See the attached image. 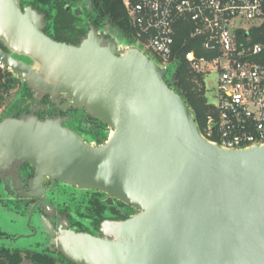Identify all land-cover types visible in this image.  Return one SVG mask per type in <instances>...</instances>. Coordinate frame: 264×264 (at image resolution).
I'll list each match as a JSON object with an SVG mask.
<instances>
[{"label": "water", "instance_id": "95a60500", "mask_svg": "<svg viewBox=\"0 0 264 264\" xmlns=\"http://www.w3.org/2000/svg\"><path fill=\"white\" fill-rule=\"evenodd\" d=\"M44 29L37 9L0 0L7 48L0 46V64L59 108L83 110L112 132L94 146L61 118L0 121V189L15 164L35 169L26 194L33 198V235L49 180L102 192L107 204L116 199L138 211L105 220L98 236L61 231L57 251L73 264H264V145L228 150L204 139L191 107L167 84L169 70L140 48L106 39L93 26L79 45ZM12 186L8 176L4 189L14 196ZM23 237L30 236L8 239Z\"/></svg>", "mask_w": 264, "mask_h": 264}, {"label": "built area", "instance_id": "2783aa9c", "mask_svg": "<svg viewBox=\"0 0 264 264\" xmlns=\"http://www.w3.org/2000/svg\"><path fill=\"white\" fill-rule=\"evenodd\" d=\"M124 4L138 40L162 68L175 64L182 28L200 40V48L186 52L184 58L191 72L201 77L199 85L206 87L212 73L217 83L216 104L203 125L197 124L201 136L228 150L264 145V46L252 44V29L264 22V0H124Z\"/></svg>", "mask_w": 264, "mask_h": 264}, {"label": "rangeland", "instance_id": "374dc122", "mask_svg": "<svg viewBox=\"0 0 264 264\" xmlns=\"http://www.w3.org/2000/svg\"><path fill=\"white\" fill-rule=\"evenodd\" d=\"M32 0H27V4ZM27 7V5H25ZM84 10L92 12L90 0H80L73 7V11L77 15L84 17ZM85 22V21H84ZM84 25V23H82ZM250 28L249 25H245ZM90 28V27H89ZM101 35L109 36L119 45H124L127 48L137 47L144 51L147 55L154 59L144 44L136 37L134 43H128L121 38L118 28L109 24L105 26ZM1 43H3L0 40ZM12 55L18 60L30 66H35L40 69L41 66L26 56L14 53L9 50ZM2 71L9 74L4 76L3 81L14 83L12 86L3 87L0 93V121L7 117H12L16 114H21L25 111L37 112L42 116L48 115L51 112V106L47 99L40 92L30 89L23 78L11 70L2 67ZM175 65L170 66V70H174ZM0 79V83H1ZM205 98L209 105L216 104L217 83L215 74H209L206 77ZM62 104V98L58 97ZM66 116L69 118L70 127L74 128L88 143L94 145L99 144L98 140L88 134L89 128L93 127L94 121L88 119V114L83 110L67 111ZM96 123V122H94ZM94 133L98 135L99 140H108L111 136V130L108 126H103L101 131L94 129ZM19 164H15L16 169ZM34 169L31 172V177L34 175ZM2 189V186H1ZM0 189V235L6 238H0V250L7 249L10 252L19 253L23 258L21 264H35L27 259L29 253H44L50 256L54 264H72L65 259L57 251V240L61 231L70 227V229L89 232L93 235H99V230L104 220H124L134 216L138 211L123 202L114 199L113 205L107 204L109 196L102 192L80 190L78 188L65 184H56L54 192L48 195L44 210L47 214L39 211H34L32 226L36 229L35 235L32 228L27 226L30 208L24 206H16L14 199ZM101 214V216H100ZM18 240H10L8 238H18Z\"/></svg>", "mask_w": 264, "mask_h": 264}, {"label": "trees", "instance_id": "16d2710c", "mask_svg": "<svg viewBox=\"0 0 264 264\" xmlns=\"http://www.w3.org/2000/svg\"><path fill=\"white\" fill-rule=\"evenodd\" d=\"M78 1L80 0H32L27 4V0H21V6L23 8L25 5L27 7H33L44 14V32L59 42L79 45L87 36L90 26L95 27L98 32H102L107 24L118 28L123 40H126L128 43L135 42L137 32L132 26L124 0H90L93 10L92 12L84 10L83 18L73 11V7L75 8ZM105 38L110 39L107 35H105ZM252 44H261L264 46V22L261 26L252 29ZM198 48H200V40L192 39L189 30L182 28L175 46V68L172 71L169 69L165 80L191 107L195 120L201 127L206 115L213 107L208 104L205 98V87L196 82L200 81L201 77L191 72L184 58L186 52L193 49L198 50ZM5 49L7 50V48ZM4 76H9V74L0 68V79L2 81L0 83V93L6 84L7 86L14 85L11 81L5 83L3 81ZM47 99L50 102L49 96H47ZM53 107L54 110H57L55 106ZM18 115L20 114L16 116ZM88 119L92 120L93 117L88 116ZM95 120L101 124L99 129L101 131V128L106 125L98 119ZM89 129L88 134L92 135V137L95 134L94 137L98 140L99 144L105 142V140H99V133L98 135L94 133L93 127ZM27 259L35 264H54L50 256L40 252L27 254ZM22 261L23 258L19 253L10 252L7 249L0 250V264H21Z\"/></svg>", "mask_w": 264, "mask_h": 264}, {"label": "flooded vegetation", "instance_id": "af4514ba", "mask_svg": "<svg viewBox=\"0 0 264 264\" xmlns=\"http://www.w3.org/2000/svg\"><path fill=\"white\" fill-rule=\"evenodd\" d=\"M0 46L2 47V48H6V46L3 44V43H1L0 42ZM6 50V49H5ZM49 99H50V97H49ZM65 102V99L63 100L62 99V104ZM50 104H51V106L49 107L50 109H51V112H49L48 113V115H45V116H42V115H40L39 113H37V112H32V111H25V112H23V113H21L20 115H18V116H16V115H14V116H12V117H15V118H19V117H21V116H25V115H32V114H34V115H36V116H38V117H40L41 119H47V118H61V119H63L64 120V125L66 126V127H70L69 125H67V124H69V122H70V120H69V118L66 116V112L67 111H71V110H75V109H73V108H71V109H69V110H63V109H61V108H59L56 104H54V103H52V101H51V99H50ZM52 104H54L53 106H55V108L57 109V110H54V107L52 106ZM53 109V110H52ZM92 121H94V122H96V123H92L93 125V129H100V127H101V124L97 121V120H95V118H93L92 119ZM70 128H72V127H70ZM75 132H77L74 128H72ZM78 133V132H77ZM79 134V133H78ZM97 145H100V144H97ZM96 144H94V146H97ZM34 168L31 166V165H29L28 163H25V162H23V163H21V164H19L18 165V167L16 168V171L14 172V173H8L7 175H5L4 177H1V186H2V189L1 190H3L4 191V193H6V194H8L6 191H5V189H4V184H5V182H6V178L8 177V176H10L11 177V179H12V184H13V186H12V188L14 189V191H15V193H14V196H11L10 194H8L9 196H11L13 199H14V201L16 202L15 204H16V206H24V208H31V206L33 205V202H32V200H33V198H31V197H28L26 194H27V192L29 191L28 190V187H29V182L33 179V177L35 176V172H34V175H33V177H31V172H32V170H33ZM34 171H35V169H34ZM18 183V184H17ZM56 184H60V183H56ZM55 184V185H56ZM17 185L19 186V187H17ZM45 187H48V188H50V190L49 191H46V193H47V199H48V195L51 193H53L54 192V186H52V184L50 183V181L49 180H47L44 184H43ZM37 201H39V198L38 199H36ZM47 201V200H46ZM46 203V202H45ZM35 211H39V212H42L43 214H47L46 213V211L42 208V207H37L36 208V210ZM34 215V214H33ZM32 221H33V219H32ZM31 225H32V223H31ZM33 230V229H32ZM33 232H34V230H33Z\"/></svg>", "mask_w": 264, "mask_h": 264}, {"label": "bare ground", "instance_id": "6f19581e", "mask_svg": "<svg viewBox=\"0 0 264 264\" xmlns=\"http://www.w3.org/2000/svg\"><path fill=\"white\" fill-rule=\"evenodd\" d=\"M113 134V133H112Z\"/></svg>", "mask_w": 264, "mask_h": 264}]
</instances>
